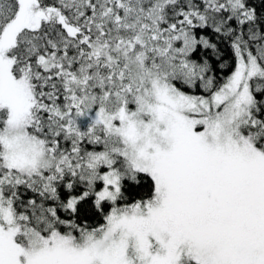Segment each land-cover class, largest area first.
<instances>
[{
    "label": "snow or ice",
    "instance_id": "obj_1",
    "mask_svg": "<svg viewBox=\"0 0 264 264\" xmlns=\"http://www.w3.org/2000/svg\"><path fill=\"white\" fill-rule=\"evenodd\" d=\"M0 264H264V0H0Z\"/></svg>",
    "mask_w": 264,
    "mask_h": 264
},
{
    "label": "trees",
    "instance_id": "obj_2",
    "mask_svg": "<svg viewBox=\"0 0 264 264\" xmlns=\"http://www.w3.org/2000/svg\"><path fill=\"white\" fill-rule=\"evenodd\" d=\"M222 48H224V54H225V58L226 59H230V52L229 50L226 48V46L224 45H221ZM218 75H223L222 73H219ZM91 206L89 205L88 208H90ZM88 218H89V221L92 222V223H97L99 222L100 220V217L97 215V216H93L92 214V211H89L88 212Z\"/></svg>",
    "mask_w": 264,
    "mask_h": 264
}]
</instances>
